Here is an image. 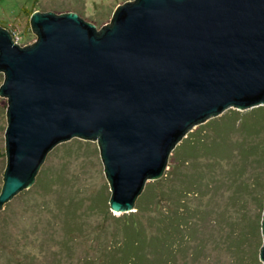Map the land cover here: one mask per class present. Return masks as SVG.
Masks as SVG:
<instances>
[{
  "label": "water",
  "instance_id": "95a60500",
  "mask_svg": "<svg viewBox=\"0 0 264 264\" xmlns=\"http://www.w3.org/2000/svg\"><path fill=\"white\" fill-rule=\"evenodd\" d=\"M38 40L0 27L8 99L0 210L27 191L47 155L98 141L112 212H134L194 128L264 106V0H132L97 31L77 13L34 12ZM263 246L260 260L264 264Z\"/></svg>",
  "mask_w": 264,
  "mask_h": 264
},
{
  "label": "rangeland",
  "instance_id": "374dc122",
  "mask_svg": "<svg viewBox=\"0 0 264 264\" xmlns=\"http://www.w3.org/2000/svg\"><path fill=\"white\" fill-rule=\"evenodd\" d=\"M128 1L132 0H0V27L7 28L14 35L17 44L24 48L38 40L31 26V18L27 17L24 9L55 14L77 13L86 22L94 25L97 31H101L111 24L118 8ZM4 80V73L0 72V88ZM8 105V99L0 96V194L4 185L3 174L7 167L5 135L8 126ZM250 110L252 109L240 112L246 113ZM233 140H242L239 133L233 136ZM256 143L264 149V128L260 131ZM239 161L238 155H235L231 160L212 163L211 170L207 168L210 161L201 160L205 166L204 170L209 174L202 182L200 194L189 193L184 199L192 209L193 216L189 225L183 228V234L187 235V252L182 256L180 251H177L174 264H262L260 250L263 246L264 210L260 211L255 200L259 197L260 189L263 190L264 200V161H252L244 177L249 188L246 193L236 194L240 183L231 175ZM170 170L169 163L163 177H166ZM191 170L193 169L189 171ZM42 172L63 173L65 179L69 180V184L63 188L85 199L87 229L71 236L72 252H65L63 244H60L64 223L58 217L59 211L55 204L59 196L48 197L45 191L41 190L43 188L36 187ZM257 181L262 188H252ZM173 185L179 187V183L168 182L157 188L161 201L152 213L154 217L157 218L161 211L166 212L174 207L172 198L176 196L162 195L174 190ZM58 188L59 185L54 186V189ZM145 191L146 189L143 193ZM22 193L0 210V264L107 263L110 246L122 238V234L119 232L120 234L114 237L118 233V223L94 208L98 195L111 197L98 141L73 139L56 146L47 155L28 194ZM92 208L94 210H91ZM112 213L116 217L124 215ZM253 223L260 227L262 246L259 249L257 239H249L251 237L246 236L247 228ZM144 225H149L146 219ZM243 235L246 240L242 239ZM166 252H169V249L164 248L165 256Z\"/></svg>",
  "mask_w": 264,
  "mask_h": 264
},
{
  "label": "trees",
  "instance_id": "16d2710c",
  "mask_svg": "<svg viewBox=\"0 0 264 264\" xmlns=\"http://www.w3.org/2000/svg\"><path fill=\"white\" fill-rule=\"evenodd\" d=\"M24 11L29 18L34 13L28 9ZM263 128L264 106L246 113L230 109L224 115L213 118L188 133L169 158L171 170L166 173V177L147 183L146 191L136 202L135 212L116 217L110 208V198L103 194L98 195L95 198L94 208L118 223V233L114 237L122 234V238L110 246L108 260L105 264H174L177 251L184 256L187 252L185 246L187 235L183 234V228L189 225V220L193 216L192 209L184 199L189 193L199 195L202 182L209 174L204 170L205 166L202 165L201 160L208 159L210 164L207 168L212 170V163L228 161L238 155L240 161L231 177L240 183L236 194L246 193L249 185L244 177L248 166L252 161L253 163L264 161V149L256 143ZM237 133L242 140L235 142L233 136ZM190 169L193 170L189 171ZM68 181L63 173L46 174L42 172L38 177L36 187L43 188L41 190L45 191L48 197L59 196L55 204L59 211L58 217L64 223L60 244H63L65 252H72L71 236L83 233L87 229V224H85L87 209H85V199L63 188L69 184ZM168 182L179 183V187L173 185L174 190L162 193V195L176 196L172 198L174 207L167 209L166 212L161 211L156 218L152 213L161 201L157 188ZM58 185L59 188L54 189V186ZM256 187L262 188L258 181L252 186V188ZM28 192L29 190L22 194L25 195ZM262 194L263 190L260 189L259 197L255 200L260 211L264 210ZM144 219L148 221L150 230L144 225ZM246 236L251 237L249 239L252 237L257 239L258 249L262 246L260 227L256 224L253 223L247 228ZM242 239L246 240L244 235ZM164 248L169 249L171 253L166 252L165 256Z\"/></svg>",
  "mask_w": 264,
  "mask_h": 264
}]
</instances>
